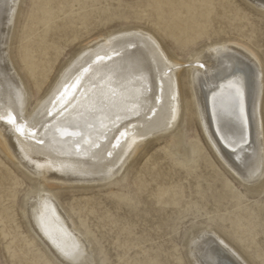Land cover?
I'll return each mask as SVG.
<instances>
[{
	"label": "bare ground",
	"instance_id": "bare-ground-1",
	"mask_svg": "<svg viewBox=\"0 0 264 264\" xmlns=\"http://www.w3.org/2000/svg\"><path fill=\"white\" fill-rule=\"evenodd\" d=\"M17 1L0 0V117L3 118L0 119V149L35 177L36 187L25 196L21 211L44 252L55 263L97 264V256L86 232L76 226L53 190L65 184L110 181L148 139L173 129L181 119V76L210 148L224 165L247 183L248 194L264 189V182L261 181L264 177L261 123L264 59L247 43L237 39L215 41L200 46L183 60L174 56L173 48L159 40L158 44L152 35L137 27L110 30L86 40L28 109L29 94L9 52ZM240 1L258 14L264 11V0ZM139 6L143 12L148 11V18L158 21L157 25L163 33H170L181 43L190 38L184 35L187 31L191 35H200V27L210 22L218 24V21L226 28L227 17H235L231 7L227 9L217 0H142ZM165 13L172 16L163 17ZM230 28L240 35L245 33L241 24H231ZM257 32L254 39L264 56V28L258 25ZM152 41L174 71L170 72L160 60ZM121 54L122 58L116 59ZM97 56L112 57L114 62L106 68H99L94 78L106 74L100 83L109 79L119 81L125 93L131 96L128 108L135 107L136 111L132 118L109 124L105 129L106 135L97 131L90 133L89 126L67 127L70 133L84 135L77 149L73 141L78 140V136L61 138L51 131L46 132L40 124L46 119L47 112L54 114L62 101L71 98L68 93L82 96L84 90L74 91L72 85L88 72H93ZM181 66H185L184 73ZM66 87L67 93L61 98ZM9 116L17 117L14 125L9 123ZM72 116L78 117L79 113L74 112ZM79 122L84 125V121ZM104 123L108 124V121ZM222 125L237 133L242 126L245 141L237 140L236 144L222 141L217 133ZM20 127H24L25 134L17 131ZM40 139H43V144L39 143ZM88 140H95L96 144L88 147L85 144ZM241 146L243 151L239 150ZM155 189L162 194L161 202L169 204L168 208L181 207V201L167 195L165 186H156ZM218 197L223 201L225 193ZM243 215L241 247L246 256L217 230L206 225L191 232L187 251L192 264H264V240L257 236L258 230L254 232L256 238L253 240L249 226L251 215L248 211H244Z\"/></svg>",
	"mask_w": 264,
	"mask_h": 264
},
{
	"label": "rangeland",
	"instance_id": "rangeland-1",
	"mask_svg": "<svg viewBox=\"0 0 264 264\" xmlns=\"http://www.w3.org/2000/svg\"><path fill=\"white\" fill-rule=\"evenodd\" d=\"M141 2L18 0L9 52L29 94L27 108L86 40L110 30L137 27L173 48L177 59L186 60L200 46L227 39L244 41L264 59L254 39L258 25L264 28V11L258 14L240 0H217L234 12L235 17L227 14V27L210 22L200 27V35L185 32L190 38L181 43L148 18ZM231 24H241L245 33L238 34ZM180 80L181 119L173 129L148 139L110 181L65 184L53 190L91 240L97 264H192L187 251L191 232L206 225L246 256L241 247L244 211L251 215L253 240L256 230L264 240V189L248 194L247 183L219 160L197 121L185 80L182 76ZM261 104L264 139V92ZM160 185L170 198L181 201V207L171 209L161 202L162 194L155 189ZM35 187V177L0 149V264H57L44 252L21 211L25 196Z\"/></svg>",
	"mask_w": 264,
	"mask_h": 264
},
{
	"label": "snow or ice",
	"instance_id": "snow-or-ice-1",
	"mask_svg": "<svg viewBox=\"0 0 264 264\" xmlns=\"http://www.w3.org/2000/svg\"><path fill=\"white\" fill-rule=\"evenodd\" d=\"M151 44L152 47L157 50L160 60L165 63L169 71H174L173 66L167 64V58L164 57L162 53H159L158 46L155 42L152 41ZM122 56L123 54L118 55L116 59H121ZM113 62L112 57L105 58L97 56V64L93 72H88V70L85 69V72H88V74L84 76L82 80L77 79L76 83L72 85L74 91L84 90L82 96L68 93L71 98L66 102L62 101L61 107L54 114L52 112H47L46 119L40 124V127L45 129L46 132L51 131L54 135L58 134L61 138L68 137L71 139L72 137L78 136V140H74L73 143H75L77 149H79L80 141L84 140V135L76 132L70 133L66 130L67 127L89 126L90 133L91 131H97L106 135L105 129L109 124H114L115 121H120L123 118H132V114L136 111V108H128L131 96L125 93L119 81L109 79L104 83H100V81L105 79L106 74H101L94 78V73L99 68H106L108 64ZM200 67H203V65ZM161 79H163V77ZM113 84L117 85V87H110V85ZM89 88H91L90 91ZM117 88L121 90L118 91ZM65 93H67V87L64 89V92L61 93V98L64 97ZM173 99H175V97H173ZM233 111L235 112V105L233 106ZM74 112H78L79 116L73 117L72 113ZM65 113H67V115H65ZM0 119L3 118L0 117ZM16 120V116H9V123L14 125ZM81 120L84 121V125L80 124L79 121ZM105 120L108 121V124L104 123ZM97 123H99V127H96ZM17 131L21 135L25 134L24 127L18 128ZM217 133L220 139L227 144H236L237 140L245 141L242 126L239 129V133H237L232 128L222 125L217 129ZM232 137H236V139H232ZM108 142L110 143V139ZM39 143L43 144V139H40ZM85 144L91 147L96 144V141L88 140L85 141ZM239 150L243 151V146H241ZM109 155H111V153H109Z\"/></svg>",
	"mask_w": 264,
	"mask_h": 264
}]
</instances>
